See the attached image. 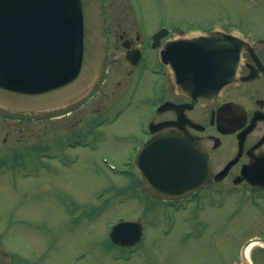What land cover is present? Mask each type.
<instances>
[{
	"label": "flooded vegetation",
	"instance_id": "obj_1",
	"mask_svg": "<svg viewBox=\"0 0 264 264\" xmlns=\"http://www.w3.org/2000/svg\"><path fill=\"white\" fill-rule=\"evenodd\" d=\"M188 1L101 0L106 72L99 87L57 115L13 117L0 112V125L12 123L22 134L15 142L7 131L0 144L9 141L14 150L31 130L37 135H30L27 143L42 147L51 117L58 119L57 133L69 136L72 146L73 138L81 142L77 132L82 122L89 123L82 132L87 134L107 118L116 121L127 114L134 160L137 153L177 149L158 145L160 135H190L208 161L209 176L187 196L161 199L146 190L141 168L131 170L138 172L132 185L136 198L146 200L149 212L162 204L175 210L171 232L175 230L176 238L165 258L171 256L174 264H264V14L195 24L188 11L173 7ZM227 33L240 36L243 45L234 81L218 91L217 44ZM195 65L211 80L202 94L193 88ZM39 121L43 134L34 130ZM148 159L157 165L154 155ZM146 208L145 215L138 211L129 218L142 224L141 240L125 247L109 236L112 249L129 252L146 238L149 225L155 228ZM209 211L214 214L198 217ZM179 215L188 223L183 228ZM200 241L202 251L195 249Z\"/></svg>",
	"mask_w": 264,
	"mask_h": 264
},
{
	"label": "rangeland",
	"instance_id": "obj_2",
	"mask_svg": "<svg viewBox=\"0 0 264 264\" xmlns=\"http://www.w3.org/2000/svg\"><path fill=\"white\" fill-rule=\"evenodd\" d=\"M173 7L188 11L195 24L264 14V0H189ZM129 117L107 118L87 134L82 132L89 123L82 122L77 133L83 143L78 145L73 138L72 146L66 140L69 136L57 133L58 119L51 117L42 147L54 152L44 158L38 145L27 143L30 135H37L31 130L12 152L9 141L0 144V264H158V260L174 264L171 256L165 258L176 238L175 230L165 233L169 221L164 218L165 205L149 212L146 200L137 199L132 188L137 172H129L135 143L126 130ZM42 124L35 122L38 134H43ZM0 126L1 139L7 131L11 141L22 135L12 123ZM145 207L155 228L149 225L146 238L129 252L112 249L110 226L121 216L130 218L138 211L145 215ZM168 209L175 215L173 208ZM213 214L201 212L198 217ZM187 224L184 221L182 228ZM201 245L196 242L195 249L202 251Z\"/></svg>",
	"mask_w": 264,
	"mask_h": 264
},
{
	"label": "water",
	"instance_id": "obj_3",
	"mask_svg": "<svg viewBox=\"0 0 264 264\" xmlns=\"http://www.w3.org/2000/svg\"><path fill=\"white\" fill-rule=\"evenodd\" d=\"M218 41L221 61L216 74L221 88L233 81L241 44L229 35ZM104 50L100 0H0V108L32 114L57 110L81 100L102 75ZM205 75L206 71L197 72L195 65V93L206 91ZM157 144H172L177 149L172 153L147 151L138 156L137 163L153 194L182 195L206 174L207 162L191 138L168 135ZM153 155L157 165L150 164L148 158ZM198 169L204 172H197ZM140 228L138 221L122 219L113 226L111 236L119 243L133 244L140 239Z\"/></svg>",
	"mask_w": 264,
	"mask_h": 264
}]
</instances>
